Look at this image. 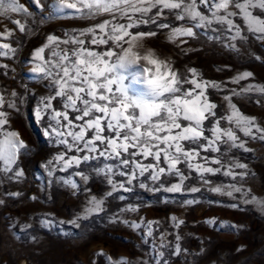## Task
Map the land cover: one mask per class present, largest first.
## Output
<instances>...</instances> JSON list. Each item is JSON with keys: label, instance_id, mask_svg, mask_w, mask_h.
<instances>
[{"label": "rangeland", "instance_id": "374dc122", "mask_svg": "<svg viewBox=\"0 0 264 264\" xmlns=\"http://www.w3.org/2000/svg\"><path fill=\"white\" fill-rule=\"evenodd\" d=\"M17 3L31 15L9 11L0 16V32H12V36L0 39V43H10L16 49L14 54L0 56V96L6 101H14L17 108H8L5 104L0 111L10 114L4 129L17 132L28 151L17 155V164L11 166L12 171L5 172L0 163V264H113L121 258L130 264H264V140L245 136L234 123L221 120V128H232L246 142L245 148L250 150L229 148L223 141L217 144L220 152L201 150L200 157H208V162L197 157L192 163L220 168V171L201 176L186 164H178L177 167L188 177L180 192L166 190L179 182L175 174H164L160 180L153 181L149 172L140 176L132 165L125 167L115 159L98 157L65 168L63 162H56L59 155L65 154L67 160L86 153L75 149L68 151L66 145L58 142L59 137L46 134L48 117L41 120L35 115L41 99L52 95L54 90L49 88L47 80L40 78L41 74L31 71L38 63L34 53L48 43L49 36L63 40L67 38L66 34L112 20L113 15L119 17V13L80 18L75 10H60V0H41L39 4L35 0H17ZM197 3L199 10L211 17V11L200 5L199 0ZM232 10L239 13V9ZM157 11L154 8L149 15L155 18ZM252 11L253 16L264 20V11ZM231 19L240 25L241 35L247 36L246 40H230L234 30H221L222 26L216 23L195 28L197 35L194 37L180 36L170 40V28L186 26V22L177 20L168 9H164L158 22H168L170 28L161 29L149 24L131 29L133 34L157 33L137 40L134 50L141 56L151 51L154 59L170 60L173 68L185 75H191L187 70L195 68L197 80L219 85V88H207L208 99L217 105L214 110L217 118L231 115L229 101L225 99L230 97L240 113L255 117V122L264 127V93H241V89L248 85L264 87V40L256 38L264 33L247 31L248 25L239 14ZM15 20L25 24V32L19 31ZM113 22L127 23L124 19ZM217 35L220 39H215ZM230 44H234L235 49ZM71 47L60 44L61 49ZM92 47L102 51L110 48L111 43ZM113 50L120 51L118 48ZM43 55L47 60L50 49L45 48ZM107 59L115 63L114 57ZM140 65L154 68L143 60L137 66ZM118 71L123 73V70ZM245 72L253 73L252 77L233 82ZM185 87L191 88L192 85ZM133 88L142 90L144 85L135 84ZM233 90L241 94L233 95ZM12 92L17 95L11 96ZM52 106L55 110H63L59 97L52 101ZM68 112L70 119L76 115L70 109ZM181 123L187 125L189 122L181 120ZM211 126L205 121L206 128ZM92 134L88 133L89 136ZM205 136L210 137L211 133L205 131ZM68 139L71 142V137ZM182 143L186 148L196 147L188 142ZM129 151L138 149L130 148ZM90 155L96 156V153ZM213 158L220 159L223 167L212 163ZM130 159L141 164L155 163L152 157L145 159L142 155ZM50 160L53 161L51 165L48 164ZM237 162L246 164L247 168L230 167ZM160 166L167 167L163 155ZM107 167L113 172L107 173ZM19 169L24 175L17 178L14 173ZM130 170L137 171L138 179L129 184L126 182L129 177L120 173ZM226 171L247 172L248 175H237L233 179L225 174ZM78 173H83L87 179ZM73 183L76 187L72 186ZM231 185L242 191L228 196L212 190L224 187L228 191ZM193 187L199 191L192 192ZM92 197L104 201L103 211H85L90 207ZM253 197L256 202L245 203ZM188 201L193 202L189 204ZM234 204L237 207H232ZM84 216L87 219H82ZM173 217L177 219L173 220ZM72 220H76L79 226L70 223ZM181 220L184 223L179 224ZM133 223L138 226L131 227ZM177 245L180 246L178 253Z\"/></svg>", "mask_w": 264, "mask_h": 264}, {"label": "snow or ice", "instance_id": "6c2138e0", "mask_svg": "<svg viewBox=\"0 0 264 264\" xmlns=\"http://www.w3.org/2000/svg\"><path fill=\"white\" fill-rule=\"evenodd\" d=\"M35 2L39 4L41 0H35ZM199 4L211 11V17L199 10L197 0H71V2L60 0V10L65 8L75 10V14L80 18H95L102 13L116 12L119 13V17L113 15L112 20H104L78 33L66 34L67 38L63 40L56 36H49L48 43L34 53L38 63L31 71L41 74L40 78L47 80L49 88L54 90L52 95L41 99V105L37 106L35 115L41 120L45 116L48 117L46 134L59 137L58 142L66 145L68 151L75 149L77 152L86 153L67 160L65 154H61L56 158V162H63L64 167L67 168L73 164L79 166L81 162L98 157L115 159L125 167L132 165L138 170L140 176L149 172V178L153 181L160 180L164 174H175L179 177V182L166 190L180 192L183 182L188 177L177 167L178 164H186L188 168L199 172L201 176L204 173L214 174L220 171V168L214 169L192 163L200 157L201 150L220 152L221 149L217 144L221 141L229 148L239 147L244 148L245 151L250 150L245 148L246 142L241 140L232 128H221V120L226 119L229 123H234L245 136L264 140V127L255 122V117H246L240 113L231 103L230 97H225V99L229 101L231 115L217 118L214 111L217 105L208 99L207 88H219L220 86L197 80L195 68H189L187 72L191 75H185L175 70L170 60L154 59L151 51L141 56L134 50L137 40L145 36H155L157 33L133 34L131 29L149 24H155L161 29L170 28L168 22H158L159 18L164 15V9H168L177 20L186 22V26L170 28V40L180 36L194 37L197 35L195 28L210 27L213 23L221 25V30L227 32L234 30L235 34L230 37V40H246L247 36L241 35L240 25L235 24L231 19L238 14L248 25L247 31L253 34L264 33V20L253 16L252 11L255 9L264 11V0H199ZM154 8L158 9L155 18L149 15ZM232 9H239V13ZM9 11L24 13L25 16L31 15L23 5L17 3V0H0V16L7 15ZM221 12L223 14H220ZM118 19H124L127 23L113 22ZM14 23L19 26V31L25 32L24 23L20 20H15ZM212 30L216 31V29ZM10 36H12L10 30L0 32V39H7ZM256 38L264 40V35H257ZM215 39H220V36L217 35ZM186 42L181 41V43ZM110 43L111 47L102 51L92 47ZM60 44L72 45V47L61 49ZM52 45L55 47H50ZM229 46L233 49L236 47L234 44ZM45 48L50 49V56L47 60L43 55ZM114 48L120 51H114ZM15 51L16 49L10 43H0V56H8L14 54ZM109 57H114L115 63H110L107 59ZM141 60L147 61L154 68L137 66ZM118 70H123V73ZM252 75L251 72L242 73L234 78L233 82L239 83L240 80L252 77ZM135 84L144 85V88L135 89L133 88ZM188 84L192 87L186 88L185 85ZM252 91L264 93V87L248 85L241 89V93ZM241 93L233 90V95ZM10 95L16 96L17 93L12 92ZM58 97L63 106L62 111L55 110L52 106V101ZM5 104L8 108H17L14 101H6L3 96H0V108H3ZM69 109L76 113L72 119L69 118ZM9 115L6 111H0V135L3 136L0 140V163L3 164L5 172L12 171L11 166L17 164L18 154L23 155L28 151V146L19 138L17 132L4 129L3 126L9 123ZM181 120L189 123L182 125ZM76 121L82 123H75ZM205 121H209L212 126L206 128ZM205 131L210 132L211 136H205ZM89 132L93 134L89 136ZM105 132H107L106 135ZM257 133L260 135L257 136ZM68 137H71V142ZM97 141L99 144L96 143ZM182 142H188L189 145L196 147L186 148ZM100 145L103 147L101 148ZM130 148L138 149V151L130 152ZM91 153H96V156L90 155ZM137 155H142L145 159L152 157L155 163L141 164L138 160L130 159ZM162 155L167 167L160 166ZM200 158L205 162L209 160L208 157ZM211 162L223 167L220 159L213 158ZM52 163L53 161H48L49 165ZM230 167L246 169L247 165L237 162ZM106 172L111 173L113 169L107 167ZM14 174L17 178L24 175L22 169L15 171ZM51 174L49 171V175ZM138 174L137 171L131 170L120 173V175L129 177L126 181L129 184L138 179ZM225 174L232 176L233 179L237 175L241 177L248 175L247 172L234 173L232 171H226ZM78 175L87 179L83 173H78ZM204 182L208 183L207 180ZM109 183L112 181L109 180ZM72 186L76 187L75 183ZM113 187L115 189V185ZM230 189L226 191L224 187H215L212 190L228 196L242 191L235 185H231ZM190 190L199 191L195 187ZM254 202H256L254 197L245 200V203ZM103 204L102 199L92 197L89 200L90 207L85 211L89 213L103 211ZM232 207H237V205L234 204ZM82 219H87V216ZM70 223L79 226L76 220ZM182 223H184L182 220L179 221V224ZM130 226L137 227L138 225L133 223ZM148 234H152L151 229ZM177 239L180 237L177 236ZM176 251L177 253L180 251L179 245L176 246ZM113 264H130V262L121 258Z\"/></svg>", "mask_w": 264, "mask_h": 264}]
</instances>
